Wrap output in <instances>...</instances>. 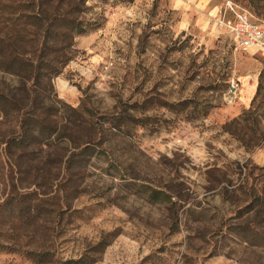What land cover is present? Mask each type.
<instances>
[{
  "label": "rangeland",
  "instance_id": "374dc122",
  "mask_svg": "<svg viewBox=\"0 0 264 264\" xmlns=\"http://www.w3.org/2000/svg\"><path fill=\"white\" fill-rule=\"evenodd\" d=\"M32 1L0 0L5 45ZM226 1L88 0L79 19L93 28L38 97L52 108L42 135L21 123L38 93L0 67V93L26 106L0 108V264H37L31 251L53 264H264V205L248 206L264 198V53L236 51L210 22ZM232 1L264 19V0ZM26 30L16 47L34 59ZM89 133L101 144L80 155L70 142Z\"/></svg>",
  "mask_w": 264,
  "mask_h": 264
},
{
  "label": "trees",
  "instance_id": "16d2710c",
  "mask_svg": "<svg viewBox=\"0 0 264 264\" xmlns=\"http://www.w3.org/2000/svg\"><path fill=\"white\" fill-rule=\"evenodd\" d=\"M87 2L88 0H33L28 6L29 10L32 11L30 14H26L27 16L19 14L20 16H17L15 20L11 19L12 23L10 26L16 32L15 44L9 43L5 45V42L0 40V57H8V60L7 58H2V64L0 65L2 70L23 81L21 90H26L31 94L33 91L38 93L29 102L30 110L23 113L24 117L21 118L23 127L27 128V135L25 137L29 136L31 138L34 135V131L40 135L46 132L48 124V114L46 113H50L52 108H44L43 101L38 100V97L41 96V92L43 94L46 93L52 81L73 60L72 47L74 46V39L85 35V33L93 28L89 27L93 26V23H84L79 19V16L84 14L83 9ZM27 28H34L36 30L37 38L34 41L30 40L33 44H31L33 46L31 53L34 55V59H26V53L20 50V48H24L23 43L27 37ZM16 46L20 48L17 49ZM10 92L13 93L12 90ZM11 93L4 91L0 93V108L5 116H11L12 113L20 115L26 109V106L21 105ZM182 103L185 104L187 102ZM119 119L118 123H114L116 129H120L124 124V121L121 118ZM127 120L126 122H129V119ZM134 121L131 120L130 122ZM92 128L93 132L97 131L95 130L96 126H92ZM35 141L33 138L29 142L13 138L12 141L8 140L5 144L9 148H12V143L19 145L22 150H27V148L36 144L44 145V141ZM70 143L75 148L80 149V155L85 154L87 156L93 155L96 152V147L101 144L99 139L97 141L93 136V133H89L84 138L73 137ZM70 164H72V159L66 161L64 168H70ZM257 204L264 205V198L255 197L248 206L254 207ZM257 233L262 236L260 239L264 240V234H261V232ZM3 249L11 251V248L4 247ZM24 256L37 264H53L56 262L54 255L50 252L39 253L31 251ZM95 263H97V260L88 255H83L77 258V260L73 259L63 262V264Z\"/></svg>",
  "mask_w": 264,
  "mask_h": 264
},
{
  "label": "built area",
  "instance_id": "2783aa9c",
  "mask_svg": "<svg viewBox=\"0 0 264 264\" xmlns=\"http://www.w3.org/2000/svg\"><path fill=\"white\" fill-rule=\"evenodd\" d=\"M210 22L229 35L236 51L258 49L264 53V19L254 16L248 9L227 0L216 15L210 16ZM229 85L225 98L235 103L242 87L236 79H232Z\"/></svg>",
  "mask_w": 264,
  "mask_h": 264
},
{
  "label": "crops",
  "instance_id": "0c3cea01",
  "mask_svg": "<svg viewBox=\"0 0 264 264\" xmlns=\"http://www.w3.org/2000/svg\"><path fill=\"white\" fill-rule=\"evenodd\" d=\"M258 51H259V50L256 49V50H255V53L258 52ZM262 160H264V153H262V155H260L259 158L257 157V160H256V161L260 163V162H262Z\"/></svg>",
  "mask_w": 264,
  "mask_h": 264
}]
</instances>
